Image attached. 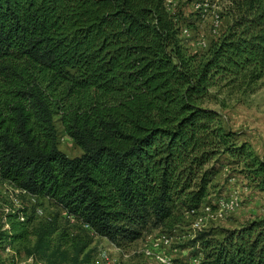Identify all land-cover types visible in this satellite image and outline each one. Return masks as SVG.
<instances>
[{
  "label": "trees",
  "instance_id": "1",
  "mask_svg": "<svg viewBox=\"0 0 264 264\" xmlns=\"http://www.w3.org/2000/svg\"><path fill=\"white\" fill-rule=\"evenodd\" d=\"M168 1L0 0V180L118 248L182 224L227 160L264 193V162L211 108L264 80V0H227L203 55ZM56 118L81 157L59 150ZM26 229L12 236L24 246ZM197 241L201 264H264V219Z\"/></svg>",
  "mask_w": 264,
  "mask_h": 264
},
{
  "label": "rangeland",
  "instance_id": "2",
  "mask_svg": "<svg viewBox=\"0 0 264 264\" xmlns=\"http://www.w3.org/2000/svg\"><path fill=\"white\" fill-rule=\"evenodd\" d=\"M167 6L178 22L182 45L190 55L207 54L231 22L224 16L227 0H169ZM219 101L221 106L213 104L211 108L222 115L225 129L235 133L237 142L246 144L264 162V80L253 94L228 98L224 93ZM55 121L59 150L71 159L81 157V149L65 134L59 119ZM230 164L229 160L224 162L204 204H215L214 213H219L202 215L205 220L199 229H193V218L187 215L175 228L172 245L161 250L173 264H193L194 259L201 264L203 256L197 254L199 238L208 235L222 240L223 232L236 231L249 222L264 219V193L237 166ZM227 200H235L238 208L224 211L221 217L218 203ZM12 223H17L15 226L19 228L13 230ZM23 228L29 234L27 246L12 238L21 234ZM44 228L53 232L46 254L29 255L38 230ZM163 232L156 230L145 237ZM140 241L125 249L118 248L69 219L48 201L32 198L0 180V264H84L86 255L89 256L86 264H159L137 253L142 245ZM103 253L108 254L106 259L101 257Z\"/></svg>",
  "mask_w": 264,
  "mask_h": 264
},
{
  "label": "built area",
  "instance_id": "3",
  "mask_svg": "<svg viewBox=\"0 0 264 264\" xmlns=\"http://www.w3.org/2000/svg\"><path fill=\"white\" fill-rule=\"evenodd\" d=\"M24 193V192H23ZM220 205V214L219 216L222 217V213L224 211L227 212H233L238 208V205L235 200H227V201H221L218 203ZM214 206L213 205H203L200 209L198 210H192L188 213V216L193 218V223L192 227L193 229H199L204 222V217L202 215H208L211 216L217 215L218 213H214ZM68 217V216H67ZM220 217V218H221ZM69 218V217H68ZM71 219V218H69ZM175 232V229L173 231H167L163 233H159L157 236H147L143 237L144 239H141L140 242H142L140 251L137 252L141 256H144L145 259H150V260H156L159 264H173V261L161 254V250L164 248H169L172 243H173V233ZM108 254L103 253L101 257L107 258ZM193 264H199V261L197 259H194L192 261ZM118 264H125V263H118Z\"/></svg>",
  "mask_w": 264,
  "mask_h": 264
}]
</instances>
